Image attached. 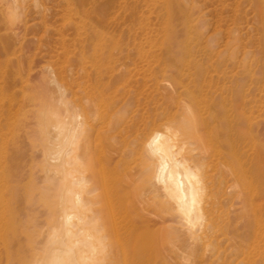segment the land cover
I'll list each match as a JSON object with an SVG mask.
<instances>
[{
  "label": "rangeland",
  "instance_id": "rangeland-1",
  "mask_svg": "<svg viewBox=\"0 0 264 264\" xmlns=\"http://www.w3.org/2000/svg\"><path fill=\"white\" fill-rule=\"evenodd\" d=\"M53 82L92 136L73 150L97 264H264V0H0V258L19 264L60 213L62 182L41 169L43 115L65 111ZM166 122L203 188L191 224L151 179L144 146Z\"/></svg>",
  "mask_w": 264,
  "mask_h": 264
},
{
  "label": "bare ground",
  "instance_id": "bare-ground-1",
  "mask_svg": "<svg viewBox=\"0 0 264 264\" xmlns=\"http://www.w3.org/2000/svg\"><path fill=\"white\" fill-rule=\"evenodd\" d=\"M53 85L55 86V89L57 93L59 94V95L57 94L58 97L61 98L58 102L59 105L65 106L63 107L65 109V111L63 110V112L65 113L60 111L62 106L59 110H58L59 107L57 109H55L54 107V110H48L45 113L43 112L44 119H43V122H41L42 123L41 125L42 126L41 128L42 137L41 138L43 142L45 143V146L44 145L43 146L46 149L43 150L44 152L41 150L43 153L42 155L43 156V161H42L43 168L41 167L40 168L44 169L42 171H45L46 174L47 173L50 174V172L54 170V172L52 171L53 173L52 176L54 177V179H56L55 181L58 180L57 181L58 185L60 182H62V185H60L61 186L60 195L58 193H57L58 195L55 194L56 196H58V200H59L58 203L60 205L59 206L60 213H59L58 219L51 227V232L46 234L45 239H43L44 241H41V245H40L41 258L39 257L37 258V260L35 259V261L32 259L34 262V263L32 262V264H97L95 259L98 258L103 253V250L101 247L102 242H103L102 241L103 236H102L101 229H99L101 225L97 227V222H98L97 218L99 219V217H97L98 215H95V213H91L92 205L90 206V200L88 201L89 204L87 203L86 198L88 199V197L90 196L89 194L90 188L89 190L88 189L86 190L87 182L85 178H77L76 177L77 175H75V173L79 174V172H77V168L82 167L83 161L81 162V158H80L82 155L79 157L76 154V151L73 150V147H77L79 137L81 136V139H82L83 137H86L87 135L85 136V132L81 133L83 132V129L81 128L80 136H79V133H77V130L80 129L81 125H84L82 124L83 122L81 120L82 118L79 119L80 116L78 115L77 110H76V113H77L76 114L75 112L71 111L70 109L71 107L66 104L69 102L67 101V97L63 95V88L56 82H53ZM182 89H184V87L182 85L177 84L175 88L176 91L172 92V94L173 95L177 94L178 91H181ZM64 97L67 102H65ZM88 100H91V99H88ZM90 104H88V106ZM194 107L195 106L191 104L190 107H188L187 109L193 112ZM88 109L90 111V107ZM96 111H94V113ZM95 115L97 114L95 113ZM90 119H91V116H90ZM79 120L82 121L81 125H80ZM83 120H84V117H83ZM85 125H84V128H85ZM98 130H101V129L99 128ZM172 131L173 129L171 127V124H169L168 122L160 125L158 128H154L151 131V138L148 140V142L144 146L145 154L154 162L153 168H152V178L151 179L154 185L156 186L157 191L164 192L165 195L168 197L167 199L168 204L171 207L172 206L175 207L174 209H176V215H177L178 221H181V222L185 221L188 224H191L194 219H197V218L202 219V217L204 216L203 209H205L206 206L204 205L202 207L203 188L201 190V188L199 187V183L197 181V178L194 175L193 170L186 163H184L178 158V154L176 150L174 149L175 143L171 140ZM81 134L82 135L84 134V135L82 136ZM98 134H100L99 131H98ZM88 137L90 136L88 135ZM88 137H86L85 139L83 138V140L88 139V141H90ZM78 146L80 148V144ZM72 153H75V155H72L73 160L71 162V160L69 161L68 159H70L69 157H72L71 156ZM86 154H87V151H86ZM84 172L82 173L80 172V175H83ZM53 177H52V180H53ZM94 184L95 183H93V185ZM127 186H131L130 179L126 182V188H127L125 189L126 191L129 189V187ZM86 191L89 193H86ZM92 192L93 191H91V194ZM117 192H120V189ZM127 192H125L124 195H127L130 191L128 193ZM121 193L120 194L118 193L119 196H121ZM84 194L85 195L89 194V195L85 196L86 198H84L83 197ZM111 195L113 194L111 193ZM117 195L116 197H118ZM129 197H126L127 198L126 199L124 196L126 200H128ZM89 199L91 198L89 197ZM117 199L119 200V197ZM108 200L110 201L111 199H108ZM125 201L123 203H125ZM126 202L128 203V201ZM119 204L117 205L119 206ZM86 205L88 208L86 207ZM124 208L125 207H123L122 209ZM126 209L127 207L125 208V210ZM48 212L50 213V211ZM124 217L127 218V220L125 219L126 221L125 220L124 221L126 223H130L128 227L129 230L134 227V232L137 233L138 229L142 227L140 223L138 222L135 224L134 221L133 222L131 221L132 219L129 216L128 217L124 216ZM43 218H45L46 220L47 216ZM135 233L133 234L131 230V235L135 238V240L137 239L136 241L138 242V240L139 241L141 240V237L144 233L142 232L143 233V234L141 233L142 235L141 234L136 235ZM149 254L150 253H148V251H143L141 249L140 250L135 249L133 257L135 259H141L142 257L145 258L149 256ZM0 264H19V258H12V257L0 258ZM27 264H29V262Z\"/></svg>",
  "mask_w": 264,
  "mask_h": 264
}]
</instances>
